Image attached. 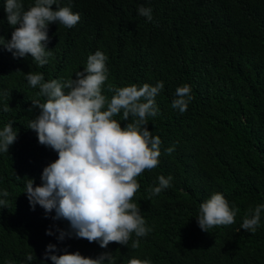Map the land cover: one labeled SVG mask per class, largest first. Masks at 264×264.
I'll use <instances>...</instances> for the list:
<instances>
[{
  "label": "trees",
  "instance_id": "16d2710c",
  "mask_svg": "<svg viewBox=\"0 0 264 264\" xmlns=\"http://www.w3.org/2000/svg\"><path fill=\"white\" fill-rule=\"evenodd\" d=\"M24 9L35 0H22ZM0 0V36L14 30ZM79 13L72 28L50 23L46 49L52 55L42 67L31 56L14 57L0 46V130L13 122L16 141L0 152V264H53L51 255L79 252L96 259L111 253V264L132 258L151 264H264V210L255 233L241 229L245 214L264 204V0H58ZM53 10L56 5H53ZM152 10V20L138 14ZM17 25L16 27H18ZM97 50L107 57L108 80L102 94L147 83L164 88L155 98L158 115L147 128L159 136L158 167L137 177L140 189L133 202L151 229L132 234L128 246L78 239L69 222L55 212L33 208L23 192L26 180L41 185L43 169L58 153L38 142L28 128L39 109L28 111L31 99L42 103L26 73H42L45 82L74 79ZM190 85L194 99L184 113L172 108L176 89ZM68 90L65 89V92ZM9 105V111L3 107ZM106 110V107L105 109ZM123 121L122 112L113 117ZM174 146L171 154L166 149ZM171 176L170 187L157 196L148 189L158 177ZM19 176L21 179H17ZM221 193L238 209L235 223L202 231L196 216L200 204ZM51 231L53 234H46ZM139 239V247L131 248ZM55 248L48 250V245ZM33 260L28 261L27 255ZM104 264H108L105 260Z\"/></svg>",
  "mask_w": 264,
  "mask_h": 264
},
{
  "label": "clouds",
  "instance_id": "9594fccd",
  "mask_svg": "<svg viewBox=\"0 0 264 264\" xmlns=\"http://www.w3.org/2000/svg\"><path fill=\"white\" fill-rule=\"evenodd\" d=\"M4 10L14 30L10 40L0 36V46L14 57L30 55L40 67L52 55L46 49L48 25L55 22L72 28L80 20L79 13L59 6L58 0H35L27 10L22 0H5ZM151 13L150 8L138 9V14L148 21L152 20ZM106 60V55L97 50L88 57L83 71L77 72L74 79L63 81L45 82L42 73H26L29 85L39 88L38 96L46 97L43 103L37 98L30 100L28 111L38 108L39 114L30 120L28 128L37 133L41 145L58 153V159L43 169L41 185L33 187L34 180L28 178L23 192L33 208L39 205L46 213L54 211V220L69 222L71 232L61 230L59 239L74 233L78 239L98 242L101 248H107L109 243L128 246L133 233L140 238L151 231L133 199L140 189L137 177L159 165L162 141L152 135L147 125L148 117L159 114L155 98L164 88L163 81L155 86L145 83L139 88L135 84L115 89L109 85V91L115 94L108 100L102 94V86L108 80ZM191 91L187 84L178 87L172 108L184 113L194 99ZM3 111H9V105ZM121 112L123 121L131 118L125 127L113 118ZM12 125L9 122L0 130V152L8 153L9 146L17 139ZM173 151L174 146L166 149L168 154ZM17 179L21 178L17 176ZM171 180V176H159L158 186L148 189L150 196H157L170 187ZM8 195L7 191L0 193V196ZM7 203L0 199V206L7 207ZM262 210L264 204L250 209L241 229L255 233ZM237 211L230 207L223 194L214 193L200 204L196 219L201 230L209 232L214 227L234 224ZM138 247L139 239H136L131 248ZM47 248L52 250L55 246L50 244ZM26 258L32 261L33 255L28 254ZM50 259L53 264H104L105 260L111 264L112 257L111 253H102L92 259L77 252L51 255ZM128 264L151 262L132 258Z\"/></svg>",
  "mask_w": 264,
  "mask_h": 264
}]
</instances>
